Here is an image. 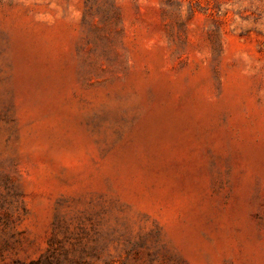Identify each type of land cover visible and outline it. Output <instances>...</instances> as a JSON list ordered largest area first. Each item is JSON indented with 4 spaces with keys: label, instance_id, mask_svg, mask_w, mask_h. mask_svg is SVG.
Segmentation results:
<instances>
[{
    "label": "rangeland",
    "instance_id": "obj_1",
    "mask_svg": "<svg viewBox=\"0 0 264 264\" xmlns=\"http://www.w3.org/2000/svg\"><path fill=\"white\" fill-rule=\"evenodd\" d=\"M0 264H264V0H0Z\"/></svg>",
    "mask_w": 264,
    "mask_h": 264
}]
</instances>
